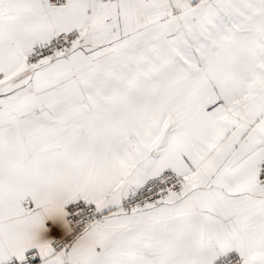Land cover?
<instances>
[{
	"label": "snow or ice",
	"instance_id": "obj_1",
	"mask_svg": "<svg viewBox=\"0 0 264 264\" xmlns=\"http://www.w3.org/2000/svg\"><path fill=\"white\" fill-rule=\"evenodd\" d=\"M0 264H264V0H0Z\"/></svg>",
	"mask_w": 264,
	"mask_h": 264
}]
</instances>
